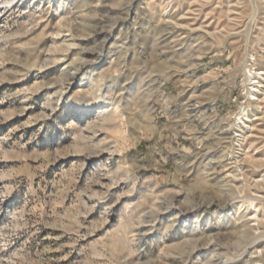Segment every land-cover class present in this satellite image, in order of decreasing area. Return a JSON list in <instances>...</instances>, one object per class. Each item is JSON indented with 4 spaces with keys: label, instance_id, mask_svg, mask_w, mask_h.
Returning <instances> with one entry per match:
<instances>
[{
    "label": "rangeland",
    "instance_id": "1",
    "mask_svg": "<svg viewBox=\"0 0 264 264\" xmlns=\"http://www.w3.org/2000/svg\"><path fill=\"white\" fill-rule=\"evenodd\" d=\"M263 73L264 0H0V264H264Z\"/></svg>",
    "mask_w": 264,
    "mask_h": 264
},
{
    "label": "bare ground",
    "instance_id": "2",
    "mask_svg": "<svg viewBox=\"0 0 264 264\" xmlns=\"http://www.w3.org/2000/svg\"><path fill=\"white\" fill-rule=\"evenodd\" d=\"M260 75H262V73H259ZM264 74V73H263ZM260 77V76H259ZM255 83V82H254Z\"/></svg>",
    "mask_w": 264,
    "mask_h": 264
}]
</instances>
